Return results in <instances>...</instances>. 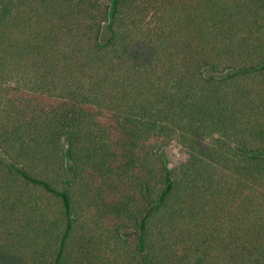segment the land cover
Returning a JSON list of instances; mask_svg holds the SVG:
<instances>
[{"label": "trees", "instance_id": "1", "mask_svg": "<svg viewBox=\"0 0 264 264\" xmlns=\"http://www.w3.org/2000/svg\"><path fill=\"white\" fill-rule=\"evenodd\" d=\"M101 2L0 0V264H264V0Z\"/></svg>", "mask_w": 264, "mask_h": 264}, {"label": "clouds", "instance_id": "2", "mask_svg": "<svg viewBox=\"0 0 264 264\" xmlns=\"http://www.w3.org/2000/svg\"><path fill=\"white\" fill-rule=\"evenodd\" d=\"M215 135V133H212L210 136H205L204 143H210L211 139L214 138ZM156 143L160 150L167 152L168 158L173 163L186 161L189 158V148L187 144L180 139L179 135L173 136L167 143H164V138L161 137L156 141Z\"/></svg>", "mask_w": 264, "mask_h": 264}, {"label": "rangeland", "instance_id": "3", "mask_svg": "<svg viewBox=\"0 0 264 264\" xmlns=\"http://www.w3.org/2000/svg\"><path fill=\"white\" fill-rule=\"evenodd\" d=\"M110 3V0H102L101 4L102 5H109ZM165 157H166V160H167V163H168V166L170 169H175L177 167H179V165H181L184 161L182 162H176V163H173L169 158H168V154L167 152L165 151Z\"/></svg>", "mask_w": 264, "mask_h": 264}]
</instances>
